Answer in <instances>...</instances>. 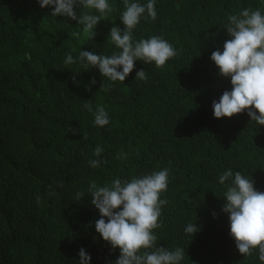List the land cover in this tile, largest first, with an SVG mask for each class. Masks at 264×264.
I'll return each instance as SVG.
<instances>
[{"label":"trees","instance_id":"obj_1","mask_svg":"<svg viewBox=\"0 0 264 264\" xmlns=\"http://www.w3.org/2000/svg\"><path fill=\"white\" fill-rule=\"evenodd\" d=\"M108 2L116 11L92 38L38 0H0V264H78L81 248L89 264H114L120 251L95 229L100 213L89 185L163 168L170 172L158 246L183 248L181 264H261L258 252L245 258L229 235L219 176L239 171L264 192V125L247 110L214 117L213 100L232 85L210 57L231 39L227 17L249 7L264 11V0H156V20L142 18L133 37L161 36L178 55L162 69L136 61L123 83L64 62L80 51H119L108 38L113 26L124 28L123 0ZM75 11L98 14L78 5ZM139 70L147 81L135 79ZM85 102L104 105L110 123L95 126ZM97 145L107 163L93 169ZM190 222L200 229L192 237L184 231Z\"/></svg>","mask_w":264,"mask_h":264},{"label":"clouds","instance_id":"obj_2","mask_svg":"<svg viewBox=\"0 0 264 264\" xmlns=\"http://www.w3.org/2000/svg\"><path fill=\"white\" fill-rule=\"evenodd\" d=\"M38 3L41 8L52 6V17L64 16L78 21V25H82L92 38L100 21L107 20L116 11L108 0H38ZM77 5L98 14L85 11L77 16ZM155 5L156 0H148L143 5L123 0L124 10L119 19L124 28L113 26L108 38L119 51L111 55L80 51L78 58L68 54L65 64L79 61L86 69L97 68L104 78L113 83H123L138 60L144 64L154 62L157 68H164L168 61L178 55L174 45L158 35L139 40L133 37L142 18L156 20ZM227 21L225 29L231 39L224 42L222 52L219 49L213 51L210 59L219 68L220 76L230 78L232 88L231 91L225 90L218 101L213 100V115L217 119L231 118L247 110L251 121L264 125V11L261 8H245L238 14H230ZM135 79L147 81L148 74L145 70H139ZM91 83H96L95 78ZM101 88L109 90L104 84ZM82 108L93 114L95 126L104 127L110 123L104 105L98 104L93 109L90 102H85ZM83 139H86V135H83ZM103 151L99 145L94 149L97 159L89 160L93 169L99 168L102 162L107 163L100 159ZM169 172L170 168H163L150 174L133 176L130 180L115 178L104 186H98L95 182L89 185L91 204L100 213V218L95 221V229L112 249L118 248L120 251L114 264H181L184 260L183 248L169 250L158 246L159 238L155 233L156 229L162 227L159 218L162 208L168 203L162 195L168 190ZM219 183L225 188L222 211L228 214L229 235L234 239L236 248L245 258L258 252V259L264 264V192L255 189L252 177L239 171L234 173L230 168L219 176ZM81 196L82 193L78 192L77 200ZM39 199L37 197L38 202ZM199 230L196 223L191 222L184 229L191 237ZM79 256L78 264H89L91 256L83 248Z\"/></svg>","mask_w":264,"mask_h":264}]
</instances>
